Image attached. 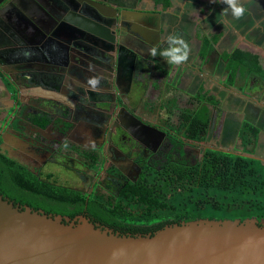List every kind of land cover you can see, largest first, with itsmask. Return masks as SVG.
I'll return each instance as SVG.
<instances>
[{
    "label": "crops",
    "instance_id": "1",
    "mask_svg": "<svg viewBox=\"0 0 264 264\" xmlns=\"http://www.w3.org/2000/svg\"><path fill=\"white\" fill-rule=\"evenodd\" d=\"M243 3L244 17L234 20L230 14L225 17L221 13L226 5L219 0L217 3L170 0L168 7L154 0H0V62L6 61L7 47H16L20 56L16 71L18 98L22 105L19 138L14 137L11 127L6 130L3 151L32 170L56 176L63 185L87 191L92 184V171L85 172L79 160L66 157L62 149L32 146V141L42 143L54 137L56 128L52 123L45 128L34 126L29 117L41 113L58 121L65 114L70 122L68 141L95 147L102 142L108 118L114 112L118 132L124 130L137 142L154 148L162 142L170 143L169 149L181 150L179 158L183 160L192 158L184 154L186 142L196 141V146L202 148L193 163L200 160L204 147L241 151L243 145L238 133L245 120L259 129L255 142L245 148L253 151L249 155L264 159V81L250 77L243 89L224 85L227 72L222 55L225 52L256 53L264 68V0H243ZM63 9L78 18L81 27L77 28L83 35L74 40L78 45L70 57H65L55 44L59 37L48 34L54 31L53 26L49 27L50 17ZM63 28V34L70 32ZM114 29L133 59L132 65L141 67L130 80L125 75L117 76L118 65L105 63L100 57L102 33ZM215 33L220 38L214 49L200 57L202 36ZM172 34L183 37L191 49L187 62L179 66L168 64L159 55L147 54L150 47L156 46L158 52L168 47L166 37ZM89 65L94 66V71H89ZM97 74L103 79L98 89L91 90L86 80ZM58 75L64 76L59 80ZM242 83L238 79L237 85ZM200 87L219 100V105L199 101ZM4 96L0 103L10 105L6 93ZM114 97L121 100L119 107L114 108ZM123 107L142 115L143 120L165 124L183 143L138 128ZM185 110L193 116L207 114L201 132H190L182 126L181 112ZM122 141L123 137L119 136L111 142L118 146Z\"/></svg>",
    "mask_w": 264,
    "mask_h": 264
},
{
    "label": "trees",
    "instance_id": "2",
    "mask_svg": "<svg viewBox=\"0 0 264 264\" xmlns=\"http://www.w3.org/2000/svg\"><path fill=\"white\" fill-rule=\"evenodd\" d=\"M154 1L164 7L170 5V0ZM219 38V33L204 34L200 57L209 54ZM222 59L227 72L225 86L243 89L250 77L264 81V68L258 54L232 51L225 52ZM238 79L243 82L239 86ZM197 99L219 105V100L202 87ZM181 114V124L190 132H201L206 125L207 114L193 116L188 110ZM31 121L44 127L50 120L44 115L33 117ZM258 130L248 121L241 123L238 137L243 149L239 152L205 147L195 163L169 159L159 168L143 164L138 178L124 181L115 193L101 192L97 184L90 191H84L42 178L0 149V195L15 204L46 213L70 218L84 214L94 222L125 234L153 232L166 223L200 217H254L261 221L264 220V164L258 157L245 155L253 153L245 147L255 142ZM82 156L93 169H99L105 160L96 151H83ZM108 172L119 174L114 167H109Z\"/></svg>",
    "mask_w": 264,
    "mask_h": 264
},
{
    "label": "water",
    "instance_id": "3",
    "mask_svg": "<svg viewBox=\"0 0 264 264\" xmlns=\"http://www.w3.org/2000/svg\"><path fill=\"white\" fill-rule=\"evenodd\" d=\"M66 12L50 17L54 31L48 34L59 37L55 44L70 57L78 45L74 40L83 35L78 18ZM63 27L71 33L63 34ZM123 110L138 128L165 135ZM7 122L1 130L7 129ZM0 264H264V220L200 217L166 223L153 232L125 234L84 214L70 218L46 213L0 195Z\"/></svg>",
    "mask_w": 264,
    "mask_h": 264
},
{
    "label": "flooded vegetation",
    "instance_id": "4",
    "mask_svg": "<svg viewBox=\"0 0 264 264\" xmlns=\"http://www.w3.org/2000/svg\"><path fill=\"white\" fill-rule=\"evenodd\" d=\"M102 34L104 37V40H103L104 48L101 47L103 49L102 55H100L101 59L105 63L111 64V65L115 63V65H118L117 67H115V71H117V76L121 75L122 77L125 75L126 76V77L124 76L125 79L130 80L132 76H134V73L137 74L138 72L141 71V67L136 68L134 65H132L133 59L130 55L128 56L126 52L127 50L125 48V44H123L121 40L118 38L117 32L114 33V31L112 30L111 32H105V33L103 32ZM99 45H101V43ZM4 52L6 56V61L0 62V98L2 99L5 98L4 93H6V97L10 101L9 103L11 104L5 105L2 101L0 103V138H1L0 149L2 151H3L2 149L3 133L6 130H8L11 127V129H14L13 130V133H15L14 137L19 138L17 136V132H19V127H20L19 120H20V116L22 113L21 101L18 98V90H19L18 84L19 83H18L17 74H16V71L19 68L18 63L20 60L19 58L20 56L18 54L16 47L14 46L7 47V49ZM10 86H13L15 91H13ZM13 92H15L16 94ZM13 94H15V96ZM108 98L110 99V97ZM114 98H115L114 100L112 98L114 108L119 107L122 103L121 100L118 99L119 97H114ZM189 105H191L190 107L192 108V104L189 103ZM131 113L134 114L136 117L142 119V115L136 114L133 112ZM44 115L46 114L40 113L37 115H33L32 117H29L30 123L34 126H38L37 124H34L31 121V119L33 117H37V116L42 117ZM46 116L49 118L50 121L44 127H41V128H45L48 125H50V123H52L51 126L56 128L55 130L56 133L54 137H51V138L48 137L42 143L39 141H32L33 142L31 143L32 146L35 145V147L37 148L44 146V145L50 148L56 147L57 149H59V151L61 149L64 150L62 154H66V157L77 158L79 160L78 162H80V166L84 168L83 170L85 172H87L88 170H91L93 173V175L92 174L90 175V177H92V184L90 186V189L87 191H90L94 184H97V186H99V184L102 183V181L104 180L105 176H111L113 180H117L118 182H120L118 187L121 184H123L124 181L126 180L134 181L140 175L143 164H147L150 166L157 165V168H159L161 167L163 163L167 162L169 159L170 160H182V161H187L189 163L194 162L193 160H191L192 158L190 159L191 161L188 159L183 160L181 158H168L167 154L169 152H166L164 149L167 146L171 145L170 143L166 144L165 142H162L159 145V147L154 148V146L152 145L148 146V145H145L144 143L137 142L132 137H130L128 134H126L124 130H122L121 132H118V127L115 125L117 122L116 113L114 112H112L110 114V117L108 118V121H107L108 123H107V126L105 127L102 142H100L95 147H85L81 144H75V143L68 141L67 133H68V128L70 127V124H69L70 122L66 120L67 117L65 116V114H62L61 119L58 121H55L54 118L50 117L49 115H46ZM7 119H8V122L10 121V123L7 122L8 124L7 129L1 130V125ZM69 120H71V118ZM71 121H73V119ZM143 121L149 125H152L158 128L161 131H164L166 136L171 137L180 143H183V141L180 138L178 137H177L178 139L175 138L174 134L170 132V129L165 124L154 122V121L153 122L148 121L146 119H144ZM114 132L116 133L114 134ZM119 136L123 137V141L120 142L118 146H116L111 141L115 138H118ZM54 142H55V146H53ZM65 142H67V145H68L67 148L64 147ZM133 150H135L136 153L133 152ZM170 150L172 149H169V151ZM83 151H96L99 153L100 158L105 159L103 160L104 162L101 164L99 169H93L87 166L88 165L87 163H90V162L88 161V159L82 156ZM258 158H260L262 163L264 164V159H262L261 157H258ZM14 159L26 165L25 163L21 162L17 158H14ZM52 160L54 159L52 158ZM109 167H114L115 169H117L119 174L109 173L108 172ZM34 172L39 173L40 175L43 174L42 172L37 171L36 169L34 170ZM44 175L48 176L47 174H44ZM51 178H52L51 179L52 181L57 180L55 179L57 178L56 176L55 178L54 177H51ZM101 192H112V191L103 190ZM115 192H112V193H115Z\"/></svg>",
    "mask_w": 264,
    "mask_h": 264
},
{
    "label": "clouds",
    "instance_id": "5",
    "mask_svg": "<svg viewBox=\"0 0 264 264\" xmlns=\"http://www.w3.org/2000/svg\"><path fill=\"white\" fill-rule=\"evenodd\" d=\"M209 2L217 3V0H209ZM219 3L226 5L221 12L225 17L229 14L234 20H240L244 17L246 8L243 0H219ZM166 43L168 47L159 52L156 46L150 47L147 54L152 57L159 55L171 65L179 66L187 62L191 49L183 37L176 34L169 35L166 37ZM89 71H94V66L89 65ZM102 79L103 77L97 74L87 78L86 83L91 90H96L99 88ZM67 146V142H65L64 147L67 148ZM115 258L116 254L113 255V259Z\"/></svg>",
    "mask_w": 264,
    "mask_h": 264
},
{
    "label": "rangeland",
    "instance_id": "6",
    "mask_svg": "<svg viewBox=\"0 0 264 264\" xmlns=\"http://www.w3.org/2000/svg\"><path fill=\"white\" fill-rule=\"evenodd\" d=\"M212 143L215 144L214 141H212ZM196 144H197L196 141L194 142L193 140H190L189 142H186V144H185V147H186L187 150H184L186 152L184 154H186L188 156V158L192 157L193 161L197 160L198 153H200L201 148H202V145L198 144L196 146ZM169 147H171V145L167 146L164 149L166 152H169V154L172 153V155L167 156L168 158H179V157L182 156L180 149H177V148L173 147V148H171L172 150L169 151L168 150ZM133 152H135V150H133ZM41 176H42V178H47L48 180L52 179L50 176L48 177V176H46L44 174H42ZM55 182L61 184L57 180H55ZM119 183L120 182H118L117 180H113V178L111 176H105L104 180L102 181V183L99 184V186H97V188H98L99 191L107 190V191L115 192V190L118 187Z\"/></svg>",
    "mask_w": 264,
    "mask_h": 264
}]
</instances>
